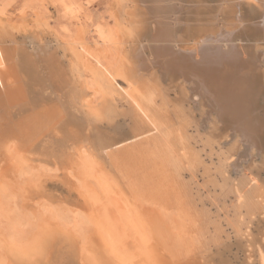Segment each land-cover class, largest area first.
Wrapping results in <instances>:
<instances>
[{
    "label": "bare ground",
    "instance_id": "6f19581e",
    "mask_svg": "<svg viewBox=\"0 0 264 264\" xmlns=\"http://www.w3.org/2000/svg\"><path fill=\"white\" fill-rule=\"evenodd\" d=\"M203 1L114 0L118 21L115 30L109 32L108 44L102 47L105 56L114 55L115 62L118 60L116 68L110 70L99 63L88 70L85 57L90 54L89 47L83 44L78 49L69 48V52L86 64L76 60L69 71L57 62L55 53L47 52L45 56L42 51L50 84L41 85V90L50 92L45 97L41 94V99L30 95L19 72L17 46L11 47L14 32L0 25V126L7 106L16 107V112L29 118L25 127L0 133V198L10 192L5 174L9 167L19 166L25 169L22 175L28 173L26 162L39 146V135L50 136L63 155H74V148L99 166L93 176L99 193L95 186H88V172L83 179V192L94 201L91 213L75 209L59 215L64 210L55 208L54 203L44 200L38 206L35 202L41 209L39 219L32 217L38 222L36 230L33 224V239L24 240L26 232L18 227L2 231L0 248L6 251V257L1 255L0 261L37 264L39 257H34L41 254L39 262L45 264L43 260L50 262L54 255L49 248H56L62 251V257L68 255L72 264L77 261V249L79 264H235L228 258L234 247L245 251L252 247L247 253L250 259L258 244L260 249L263 247L250 232L245 239L242 236L249 224L258 222L259 216L264 218V179L262 183L257 179L264 172V105L258 104V98L264 97V0H254L257 7L248 0H220L215 7L198 6ZM177 7L182 13L178 19L174 14L179 11ZM116 43L125 45L117 54L112 50ZM87 72L94 78L89 85L103 96L95 107L83 97L90 78ZM118 79L126 86H120ZM66 97L68 101L62 102ZM67 105L74 109L78 105L92 116L90 126L99 119L122 120L126 131L113 137L108 132L94 135L92 131L93 137L68 132L64 141L60 133L66 125ZM231 171L238 176L234 178ZM25 182L18 181L22 192L29 188ZM21 197L25 204L26 197ZM67 199L59 202L67 205ZM104 202L125 217L145 221L144 240L148 245L141 251L147 256L137 259L134 239H138L124 230L120 234L117 230L111 232V240L101 242L100 236L107 232H97L91 224L98 214L109 213ZM54 208L59 210L53 213L54 221L70 220L77 235L86 234L83 240L66 231L50 232L45 224ZM0 210L5 221L2 227L9 228L13 221ZM89 225L93 234H87ZM93 236L98 245L88 248ZM260 251L259 263L264 264V250ZM22 254L27 255L22 258Z\"/></svg>",
    "mask_w": 264,
    "mask_h": 264
},
{
    "label": "rangeland",
    "instance_id": "374dc122",
    "mask_svg": "<svg viewBox=\"0 0 264 264\" xmlns=\"http://www.w3.org/2000/svg\"><path fill=\"white\" fill-rule=\"evenodd\" d=\"M219 1L220 0H207V1L204 0L202 3H200V5L198 4V6L204 5V6L215 7L219 4ZM248 2H251L252 4H256L255 7H257V1L248 0ZM174 3H177V2H174ZM156 5H158V3ZM176 5L180 6V8H181L180 4H176ZM113 7H114V0H0V25L2 27H5L6 29L10 30L11 33L14 32L12 34H13V38H15L14 39L15 42L12 45L11 44L10 45L13 48H15L17 46L15 48V51L18 53H17V57H16L15 61L17 62L18 67H21V68H19V70H20L19 72L21 73V75H23L22 78L25 79L24 82H25L27 89H29V91L31 92L30 95L39 97L41 99V94H42V96L45 97L50 92L49 90H44V89L41 90V85L46 87L48 84H50L47 80L48 76L45 75V73H47V75H48L47 64H46V62H45V64H42L45 61V56H46L47 52L52 51L53 53H55L57 62H59V63L61 62V64H64L65 68H67V71H69L71 68V66H70L71 64L73 65V63H75L76 60L78 62H80V60H82V58L78 59L77 54H74V57H73L72 54L69 52V48L74 46L76 49H78L79 44H83L84 46L87 45L89 47L88 51L90 54H89V56L85 57V60L88 61L87 64L84 63L85 62V61H83L84 59L82 60L81 64L82 65L86 64L88 67V70L98 67L99 63L108 67L110 70H113L114 68H116V66L118 64V60L115 62L114 55L112 56V55L108 54L105 56V54H104L105 52L103 51V47H102L103 45L108 44L109 32L111 30H115L116 24L118 21ZM177 8L179 11L178 12L174 11L175 12L174 14H175L176 18L178 19V17L181 16L182 13L180 11L181 9L179 7H177ZM255 9H254V11H255ZM64 10H66V11H64ZM19 22H20L22 27L18 26ZM22 22H23V24H22ZM45 24H47V25H45ZM32 27H34V28H32ZM30 30H32V31H30ZM71 40H73L72 42L75 44H73L71 42ZM75 40H77V41H75ZM50 46H51V49H50ZM20 47H22V48H20ZM34 47H36V48H34ZM53 48H55V49L53 50ZM124 48H125V45H123V44L120 45V44L116 43L115 47H113L112 50L114 53L117 54V52L119 53L120 50L123 51ZM48 49H50V50H48ZM65 49L67 51H64ZM42 51H43V54L45 53L44 54L45 56H43ZM59 57H61V58H59ZM76 57H77V59H76ZM30 66H32V67H30ZM45 69L47 70V72ZM39 73H40V75H39ZM42 73H44V74H42ZM87 75L86 76L90 77V78H89V80H87L88 83L86 84V89L84 90V94L85 93L86 94L83 95V97L88 98L90 106L95 107V106H97V104L101 103L103 96L100 92H98V90L95 86H93L92 84L89 85L90 84L89 82H91L90 80H92L93 75L89 72H87ZM117 81H118V84L120 86H122V87L126 86L121 79L120 80L118 79ZM79 87H80V89H83V88H81L82 86H79ZM52 97H54V95ZM81 97H82V95H81ZM258 100H259L258 101L259 106L264 105V103H263L264 97L260 96L258 98ZM48 101L51 104H52V102H55L52 100H48ZM67 101L68 100L66 97V98H63L62 102L66 103ZM68 106L69 105H67V107ZM10 107L7 106V107H5V109L3 108L5 121H3L1 126H0V133L1 134H3V132H5L6 130H9L10 128H13V127H16V128L25 127L26 122L29 119V118H24L23 113L20 114L19 112H16L14 110L16 107H14V106L11 108ZM77 107L75 109L73 107H68V108H70L69 112L67 111L68 113L67 114L65 113V119L67 117L66 125H65L66 129L64 126V128H63L64 131H62L60 133L61 134L60 138H62V136H65L64 141L67 140L66 135L68 132H71L73 134L77 133V134H80L81 136L84 135L82 137H87L89 135L93 137L94 135H97V133L100 134V133H107L108 132V134L113 137L114 135L122 134L120 132L126 131L125 130L126 127L123 124L122 120H115V121L112 120L110 122V120L105 121V120L99 119V121L97 120V122L96 121L93 122L92 126H90V125H88V122L91 121L90 118H92V116H89L86 113L87 116H83L84 117L83 118L82 115L85 114L84 109H81V107H79L78 105H77ZM79 109H81V110H79ZM85 111L87 112L86 109H85ZM77 115H79V116H77ZM83 121H84V123H83ZM80 123H82V124H80ZM86 125H88L87 128H86ZM112 125H114V127ZM116 125L118 127L120 126L121 128L119 127V129H118V127ZM89 126L91 129L89 128ZM123 126H124V128H123ZM105 127L107 129H105ZM70 128H72V129L69 130ZM109 128H113L114 130L109 129ZM88 130H91V132ZM92 131H93L94 135H92L93 134ZM39 138H40V140L38 142L39 146L36 148L37 150L32 151V155L30 156L29 161L26 162L27 167H28L27 168L28 173L25 174L26 176L22 175L23 170H25V169H22L19 166L17 167V169L16 168L14 169V167L11 166V167H9L11 169H8L5 172L7 179L10 180V182H9L10 192L7 195L3 194L4 197L2 199L0 198V200L2 202L0 209H2V211H4L3 216L7 217V220H10V218H11V221H13V223H10V224H12L11 225L12 229H11V226H9V228L6 226L2 227V221L3 222H5V221L2 218V215L0 213V218H1L0 219V235H1L0 238L2 237V234L5 230L13 231V229L15 230L18 227V230H20L22 232H26V233H23L22 238L24 240L25 239L32 240L33 234H35V232H36L35 230L38 228L37 218L39 219V215H38L40 213L39 208L41 209V207L38 208L37 205L39 206V204H41L42 202L44 203V200H45V202L50 201V202L54 203L55 208H60L61 210H64L59 215L69 214L68 210L72 211L75 209H79L80 212H82V213L85 212V214L89 213V212L91 213V211H92L91 207H94V206H92V204L94 203L92 198L89 197V195H87V193L85 194L83 192V189H82L83 184H84L83 179L85 177V174L87 175V172H88L89 176H90L88 179L86 178L88 186L90 188H93L95 186L96 193H99L98 184L94 182V178H93V176L96 175L94 171L96 169H98L99 166L97 164L95 165L92 163L91 157L83 156L82 154H80L79 151H75L74 148L71 150L74 153V155H71V156L68 154L63 155L61 153L62 148H61V150L57 151L56 150L57 145L55 146V144H54L55 142L52 141L50 139V136H48L47 134L46 135L45 134L39 135ZM15 143H16V141H15ZM58 146H60V145H58ZM79 146H81V145H79ZM25 152H27V151L23 149V153H25ZM27 154H29V152H27ZM67 156H69V157H67ZM68 158H69V160H68ZM89 158H91V159H89ZM97 158H99V157H97ZM234 159L235 158H233L232 160H234ZM71 160H72V162H71ZM71 169H72V172H71ZM66 170H67V172H66ZM239 170H241V168ZM67 173H69V174H67ZM244 173H246V172L244 171ZM231 175L233 177L235 176L234 178H236L238 176L237 174H235V172H232V171H231ZM22 177H24V178H22ZM70 178H71V180H70ZM257 179L260 181V183H262V180L264 179V172H262L261 177L260 178L257 177ZM21 180L22 181L26 180V182H25L26 188L32 187L33 189L28 188L27 191L22 192V190L20 189V187L18 185V181L20 182ZM31 182H32V184H31ZM36 185H37V188L34 189ZM36 190H38V191H36ZM97 190H98V192H97ZM80 192H82V193H80ZM11 193H12V195H11ZM20 193L23 195V197H26V199H27L25 204L23 203L22 200H20V199H22V197H21L22 195ZM31 193L33 195H30ZM1 195L2 194L0 192V196ZM84 196H86V197H84ZM29 197H30V199H28ZM83 198H85L86 200L88 199L90 201H88V200L86 201ZM66 199L69 200V201H66V204L68 206H71V207L73 206L72 208L61 203L62 201H65ZM59 200L61 202H59ZM31 201H33V202L30 203ZM79 201H81V202H79ZM92 201H93V203H92ZM35 202L37 205L35 204ZM77 202H78V204H77ZM82 202L84 204L86 202V205H84ZM104 203H105L104 208L109 209V213L102 212V213L98 214L97 218L95 220H93L94 221L93 224H91L92 227H95L94 229H96L97 232H98V230H99V232L100 231L101 232H103V231L107 232L106 235L100 236L101 242H103V241L105 242L106 239L111 240V237L108 235L111 232H116V230H117L118 233L120 234V233H122V230H124L125 234L130 235V236L138 239V240L134 239L135 241H137V245L135 246V250L137 249L136 250L137 252L136 251L134 252L135 253L134 255H136L137 259L139 260V259H142L143 256H147L148 254L146 255L145 252L141 251L145 246L148 245V244H146V241L144 240V238L146 237L144 229H147V224L145 223V221L143 219H141V217H139V219L138 218L134 219V217H132V218L131 217H125L120 212H118L115 208L112 209L109 202H104ZM33 204H35V205H33ZM79 204H80V206H79ZM87 204H88V206H87ZM100 204L103 205L102 203H100ZM63 205H64V207H63ZM75 206L77 208H75ZM29 207H30V209H29ZM66 207L68 208L67 210H66ZM55 208L53 211L50 212V215L48 218L45 217V219L47 218L45 225H46V227H48L51 230L50 232L51 233L54 232L56 234H59L61 231H66V232H68V234H70V233H72V235L75 234L74 237L76 239L78 238L80 240L81 239L83 240L82 236L86 235V234L84 233L82 236L77 235V232L74 230V223L70 222V220L66 219L65 222H60L59 221L60 218H58L57 221L56 220L54 221V218H52V217H56V216H54L53 213L55 211H59L57 209L55 210ZM32 211H33V213H32ZM38 211H39V213H38ZM12 212H14V214ZM20 212H21V214H19ZM26 214L28 215L27 219L30 218V219H32V221L30 219L26 221V217H27ZM70 214H71L70 216L72 217L73 214L72 213H70ZM34 215H35V217L37 216V218L34 217V219H33L32 217ZM150 217H152V216H149V218ZM153 218H155V215L153 216ZM260 218L262 219L263 216H259L258 222H255V224H249L247 226L248 228L246 227L243 230L244 235L242 236V238L245 239V236L247 237V233L250 232L252 234V236L255 237L257 239V241L260 242V244H262L264 247V243H263V240H264V230H263L264 229V218H263V222ZM50 223L52 226L48 225ZM62 223H64V224H62ZM33 224L36 225L35 230L33 228L34 227ZM63 225H66V227H65L66 229L62 228ZM25 226H27V227H25ZM91 226L89 225V229H87V234H93ZM32 230H34V232H32ZM38 231H39L38 232V234H39L41 232V230L39 229ZM58 231H59V233H58ZM28 232H30V233L32 232L33 234L31 233L29 236ZM261 232L263 233V235ZM27 233H28V236H27ZM39 235L41 236V233ZM55 238L57 239V237H55ZM93 238L94 239H92V241H91L92 244L87 245L88 248L89 247L92 248V246L97 247L98 240L95 238V236H93ZM250 238H251V236L248 237V239H250ZM95 240L97 243L95 242V246H94L93 243ZM146 240H148V239L146 238ZM149 244H150V242H149ZM39 245H41V244H39ZM81 245H82V243H81ZM0 247H2V246H0ZM257 247H258V250H256L257 248L255 246L256 252L253 254V256L251 258L252 260L250 258H248L249 254H247L249 252V250L252 249V247L251 248L249 247L246 251L242 250V249L238 250L236 247H234L232 249L231 253L228 254L229 257H228V255H226V256L229 258V260H231L235 264H251V261H252V263L255 262L253 264H257L260 262V259H259V257L261 256L260 250L261 249H262V251L264 250L263 247L261 249L259 248V244L257 245ZM35 248L37 249L38 245ZM3 250H5V249H3ZM49 251L51 253H53L54 255L50 256L51 257L50 262L47 261L46 259L43 260V262L45 264H69V263L72 264V261H70L68 255L67 256L63 255V257L61 256L62 255L61 250H60L61 251L60 252L56 248H49ZM77 251L79 254L80 249H77ZM5 252L6 251H2V248H0V253H1L0 256L2 255L4 257H6ZM27 254H22V255H20V257L23 258ZM78 254L76 252L75 257L77 258V261L75 259V263L73 262V264H79ZM28 255H30V254H28ZM40 255L35 256L34 258L37 259V257H39L38 259H39V261H41ZM263 255H264V253H263ZM65 257L68 258L69 260L65 259ZM34 258L32 260L33 262L35 261ZM248 260L250 261V263ZM253 260H255V261H253ZM39 261H37L38 262L37 264H41V262H39ZM1 262H2V260L0 261V264H5L4 261L2 263ZM32 264H34V263H32ZM209 264H215V261L210 262Z\"/></svg>",
    "mask_w": 264,
    "mask_h": 264
}]
</instances>
